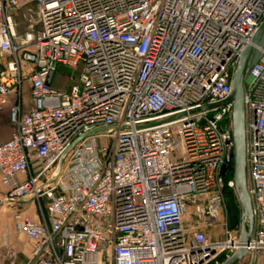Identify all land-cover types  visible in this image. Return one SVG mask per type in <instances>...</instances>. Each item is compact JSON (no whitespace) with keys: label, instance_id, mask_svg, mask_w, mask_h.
Returning <instances> with one entry per match:
<instances>
[{"label":"built area","instance_id":"2783aa9c","mask_svg":"<svg viewBox=\"0 0 264 264\" xmlns=\"http://www.w3.org/2000/svg\"><path fill=\"white\" fill-rule=\"evenodd\" d=\"M263 19L264 0H0V105L17 98L0 198L38 208L37 222L14 216L33 245L26 264H210L241 246L239 230L222 242L205 232L233 189L221 175L232 105L200 110L226 101ZM59 68H81L67 90L48 84ZM244 125L253 217L244 260L259 264L264 50L245 83Z\"/></svg>","mask_w":264,"mask_h":264},{"label":"water","instance_id":"95a60500","mask_svg":"<svg viewBox=\"0 0 264 264\" xmlns=\"http://www.w3.org/2000/svg\"><path fill=\"white\" fill-rule=\"evenodd\" d=\"M263 50L264 19L250 38L249 43L242 49L238 56L230 80L231 92L226 101L215 106H205L200 110L206 111L213 107L217 108L226 104L232 105V138L228 141L229 144L232 142V145L227 148L225 164L221 168V175H225L227 171H232L233 190L240 207L239 243L241 246L221 264H238L244 260L248 254L246 245L253 238L252 205L246 186L244 95L248 75L259 61ZM107 130V128H101L93 133ZM82 138L78 139L74 145Z\"/></svg>","mask_w":264,"mask_h":264},{"label":"crops","instance_id":"0c3cea01","mask_svg":"<svg viewBox=\"0 0 264 264\" xmlns=\"http://www.w3.org/2000/svg\"><path fill=\"white\" fill-rule=\"evenodd\" d=\"M20 97L22 114H26L30 109L27 82H24ZM16 100V96L12 95L8 104L0 105V145L8 142L15 132L9 112ZM18 214L27 216L35 222L39 220L36 206L30 199L8 202L0 198V241L2 242L0 264H26L28 262L33 245L15 229L14 216ZM210 233L212 234V231ZM258 263L264 264V253L259 255Z\"/></svg>","mask_w":264,"mask_h":264},{"label":"rangeland","instance_id":"374dc122","mask_svg":"<svg viewBox=\"0 0 264 264\" xmlns=\"http://www.w3.org/2000/svg\"><path fill=\"white\" fill-rule=\"evenodd\" d=\"M22 31L23 30H21V32ZM80 71H81V68L76 72L71 71L70 69H67V68H59L56 74L54 75L53 82L51 83L50 81H48V84H51L53 88L67 90L72 84L76 83L77 76ZM23 87L24 85L22 86V88ZM227 182L228 181L225 180V184ZM227 189L228 188L226 187L224 190V207L222 208L221 213L218 216L219 224L213 226V228L209 230L207 228L205 230L207 239L209 238L212 241L222 242L225 238L226 229L229 231L232 228L231 222H230L229 206L227 203V191H228ZM33 203L36 206V203L34 201ZM37 210L38 208L36 206V211ZM37 214H38V211H37ZM188 220L191 222H194L195 220L196 225H198L197 228L199 227L201 228L204 224V222H197V218L194 215L190 216ZM210 231H212V234L210 233ZM224 261H225V257L220 256L216 259V261H213L210 264H221ZM238 264H245V260H243L242 262Z\"/></svg>","mask_w":264,"mask_h":264},{"label":"trees","instance_id":"16d2710c","mask_svg":"<svg viewBox=\"0 0 264 264\" xmlns=\"http://www.w3.org/2000/svg\"><path fill=\"white\" fill-rule=\"evenodd\" d=\"M232 166V163H231ZM226 181L232 180V171H227L224 176ZM227 203L229 206L231 229L239 230L240 226V207L233 189H227ZM243 261V260H242ZM241 261V262H242Z\"/></svg>","mask_w":264,"mask_h":264}]
</instances>
